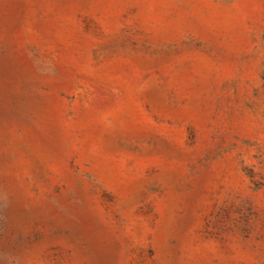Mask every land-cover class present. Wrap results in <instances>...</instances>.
<instances>
[{"label":"rangeland","instance_id":"1","mask_svg":"<svg viewBox=\"0 0 264 264\" xmlns=\"http://www.w3.org/2000/svg\"><path fill=\"white\" fill-rule=\"evenodd\" d=\"M0 264H264V0H0Z\"/></svg>","mask_w":264,"mask_h":264}]
</instances>
